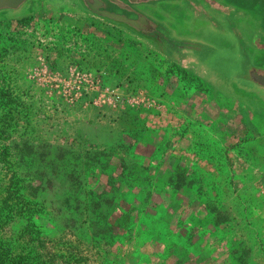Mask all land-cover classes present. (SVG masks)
Returning a JSON list of instances; mask_svg holds the SVG:
<instances>
[{"label":"rangeland","instance_id":"rangeland-1","mask_svg":"<svg viewBox=\"0 0 264 264\" xmlns=\"http://www.w3.org/2000/svg\"><path fill=\"white\" fill-rule=\"evenodd\" d=\"M176 1L177 7L175 2L168 6L172 21L156 29L164 45L176 52L169 61L200 73L213 64L215 69L223 68L224 75L237 66L243 73L250 66L264 73L259 52L263 47L252 43V30L245 27L241 37L236 33L233 14L224 12L223 6L214 11L215 4L209 5L215 0H201L200 8L194 0ZM95 24L77 17L60 31L55 21L38 16L0 29V264L143 262V240L152 232L134 235L135 241L128 245L129 225L114 214L110 205L114 198L94 195L90 188L94 156L90 124L112 120L113 113L129 112L125 96L116 91L122 79H131L132 87L164 97L175 106L190 100L198 105L204 94L198 95V82L188 84L178 68L139 41L113 31L111 36L118 40H105L109 29ZM190 50L197 55L189 54ZM252 57L259 65L248 64ZM224 64L233 69L225 70ZM135 67L140 72L132 71ZM90 73L123 96V106L93 108ZM207 108L215 106L208 102ZM225 112V124L233 126L228 139L235 147L231 153L235 161L233 165L224 162L215 172L244 173L251 178L254 194H259L264 189L263 141H253L241 126L235 128L238 120ZM127 148L126 143L122 151ZM150 169L151 165L146 166L144 173ZM136 170L127 161L125 176ZM235 180L234 191L239 192L240 179ZM263 204H254L256 217L262 214ZM225 241L228 247L230 240ZM234 244L245 260L264 264V251L256 240H234Z\"/></svg>","mask_w":264,"mask_h":264},{"label":"crops","instance_id":"crops-1","mask_svg":"<svg viewBox=\"0 0 264 264\" xmlns=\"http://www.w3.org/2000/svg\"><path fill=\"white\" fill-rule=\"evenodd\" d=\"M184 78L200 85L198 95H204L198 105L194 100L169 104L132 87L131 79L116 84L130 110L111 114L110 123L90 124V188L94 195L114 198V214L129 225L128 245L135 236L152 232L143 240L142 264H251L253 259L245 260L234 240H256L264 251V209L258 217L254 213V204L264 201V189L254 194L244 173L215 172L224 162L235 161L228 139L233 126L225 124L223 112L238 120L235 128L263 141L264 148L263 132L220 91ZM208 102L215 108H207ZM255 132L261 135L255 137ZM127 161L137 166L136 174L125 176ZM108 164L111 170L105 168ZM149 165L152 169L144 173ZM236 178L239 192L234 191ZM225 240H230L228 247Z\"/></svg>","mask_w":264,"mask_h":264},{"label":"flooded vegetation","instance_id":"flooded-vegetation-1","mask_svg":"<svg viewBox=\"0 0 264 264\" xmlns=\"http://www.w3.org/2000/svg\"><path fill=\"white\" fill-rule=\"evenodd\" d=\"M84 1L27 0L16 11H0V29L5 26L23 23L27 18H36L38 16H47L50 21H55L60 27V31H62L64 25L68 22H75L77 17L90 19V25L93 26L96 25L95 23H98L108 29H117L100 19L94 13L90 15V12L84 6ZM98 2L101 4L98 7L99 11H107L134 21H137L140 16L144 17L148 24L140 22L139 26L145 29L144 31L146 32L142 30L138 31V28H131L133 33L145 39V42L142 39H139V42L145 47H150L153 52L169 63L170 66L181 70L189 81L196 79L205 86L220 91L224 98H228L233 103L234 108L244 113L257 125L258 131L263 132L261 137L264 138V87L257 84L252 78L254 75L264 78V73L259 74L251 66L245 68V73H243V69L237 66V69L235 68L232 72H226L224 75L225 72L221 71L223 68L215 69L214 64L205 72L200 73L193 68H182L178 61L173 60L169 62L176 52L164 45L156 29L164 22L169 23L172 21L174 14L168 12V6L175 2L173 6L177 7L176 0H98ZM194 2L200 8L201 0H194ZM179 4L182 5V2ZM212 4H215L214 11H219V8L223 6L224 12L233 14L232 23L234 24L236 33L240 37L245 27L253 31L252 43L256 47H263L259 52L261 53L260 60L264 61V38L262 36V33H264V0H215L209 6H213ZM204 7H208V5H204ZM12 31L15 32L14 29ZM120 32L126 35L129 34L123 30ZM0 49H2L1 46ZM190 51L189 54L197 55L196 52ZM246 56L249 55L247 54ZM247 61L248 64L254 63L255 65H259V62L254 57H252L251 61L249 59ZM223 62L226 63V60ZM228 65L224 64L225 70L233 69L231 66L228 67ZM220 72L221 74H219Z\"/></svg>","mask_w":264,"mask_h":264},{"label":"water","instance_id":"water-1","mask_svg":"<svg viewBox=\"0 0 264 264\" xmlns=\"http://www.w3.org/2000/svg\"><path fill=\"white\" fill-rule=\"evenodd\" d=\"M26 1L27 0H0V11L2 10L16 11L20 7V5ZM99 5L101 4H99L98 0H93V1L90 0V2L89 0L84 1V6L88 9L90 15L91 13H94L96 16L100 17V19L106 21V23L110 24L111 26H114L123 31H127L129 35L136 37L138 40L139 39H142L143 41L145 40L144 38H141V36H139L138 34L133 33L131 30V28L133 29L138 28L139 29L138 31L142 30L143 32H146L144 31L145 29L139 26L140 22L148 24L144 17L140 16L137 21L129 20L123 16L109 13L107 11H99L98 10ZM252 78L257 84L262 85L264 87L263 77L254 75L252 76Z\"/></svg>","mask_w":264,"mask_h":264},{"label":"built area","instance_id":"built-area-1","mask_svg":"<svg viewBox=\"0 0 264 264\" xmlns=\"http://www.w3.org/2000/svg\"><path fill=\"white\" fill-rule=\"evenodd\" d=\"M43 72L47 74L46 69ZM56 77L60 81L63 79L60 74H57ZM124 102L125 98L118 95L114 88L104 85L101 77L90 73V104L93 108L101 109L102 107H107L109 109H116L123 106Z\"/></svg>","mask_w":264,"mask_h":264},{"label":"trees","instance_id":"trees-1","mask_svg":"<svg viewBox=\"0 0 264 264\" xmlns=\"http://www.w3.org/2000/svg\"><path fill=\"white\" fill-rule=\"evenodd\" d=\"M104 29H106V28H104ZM107 29H108V28H107ZM117 29H118V28H117ZM117 29L115 30V32H117L118 34L121 33V32H120L121 30L119 31V29H118V30H117ZM110 30H111V29L107 30V31H109V33L106 32L105 35H106L107 37L104 38L105 40L108 39V40L110 41V37H112V36H111V34H112L111 32H112V31H110ZM123 34H124V33H123ZM125 35H126V34H125ZM128 35H129V34H128ZM128 35H127V36H128ZM129 37L135 39V37H133V36H130V35H129ZM112 39L115 40L114 42H116V40H118V39H115L114 37H112ZM135 40H136V41H139V40H137V38H136ZM89 178H90V176H89Z\"/></svg>","mask_w":264,"mask_h":264}]
</instances>
